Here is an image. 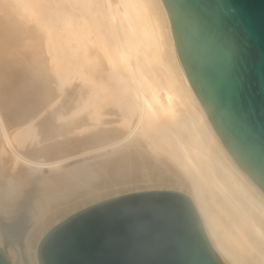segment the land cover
Masks as SVG:
<instances>
[{
    "label": "bare ground",
    "instance_id": "6f19581e",
    "mask_svg": "<svg viewBox=\"0 0 264 264\" xmlns=\"http://www.w3.org/2000/svg\"><path fill=\"white\" fill-rule=\"evenodd\" d=\"M161 177L186 187L224 264H264V193L192 92L162 1L0 0V218L32 194L30 264L82 186Z\"/></svg>",
    "mask_w": 264,
    "mask_h": 264
},
{
    "label": "water",
    "instance_id": "95a60500",
    "mask_svg": "<svg viewBox=\"0 0 264 264\" xmlns=\"http://www.w3.org/2000/svg\"><path fill=\"white\" fill-rule=\"evenodd\" d=\"M192 92L238 167L264 193V0H161ZM22 244V240H16ZM37 264H224L191 198L145 189L51 225ZM0 264H11L0 247Z\"/></svg>",
    "mask_w": 264,
    "mask_h": 264
},
{
    "label": "rangeland",
    "instance_id": "374dc122",
    "mask_svg": "<svg viewBox=\"0 0 264 264\" xmlns=\"http://www.w3.org/2000/svg\"><path fill=\"white\" fill-rule=\"evenodd\" d=\"M6 64L9 65L8 62ZM103 154H105V153L102 152L99 154H95V157L99 156V155H103ZM90 161H91V158H87V159H81L79 161H75L72 163L73 164H79V163H85V162H90ZM167 172H169V173H167ZM163 173H164L163 177L173 178V174H171L170 170H168V171L164 170ZM166 178L163 179L161 177V178H158V180L155 178H148L150 180H148L146 178V180H145V178H143V179H138V180H134V181L133 180H127V181H123V182L122 181L113 182L110 179H106L104 182L96 183V185H93L94 187H92L90 185H84V186H82L83 189L81 190V192H79L77 194V196L67 197L68 201L66 203L67 204L70 203V204L66 207V209L63 212L56 214V216H57V217L55 216L56 219L54 217L52 220H50L52 222L50 223V221H49L46 226H47V228L50 227L51 225H53L54 223H56L57 221H59L60 219L65 217L66 215H68L69 213H71V212H73V211H75V210H77V209H79V208H81V207H83L89 203H92L94 201L101 200V199H104V198H107L110 196H114L116 194H121V193H125L128 191H134V190L158 189V188L171 189V190L182 189V191L187 190L186 187H184L182 185L179 186L178 184H176L173 179L167 180ZM93 184H95V183H93ZM167 184L171 185V186H168ZM86 186H89V187H86ZM30 194H31L30 192H26L25 195L23 197H21L22 200L20 199V201H19L20 203H19V206L17 207V210L14 213V218L9 219V220H4V219L0 218V228H1V232H2V237L4 239H6L5 242L8 244V247H10L11 249H13L15 251V258H17V259H15V263H18L19 260L21 259L22 264H27L28 262H29L28 264H30V261L28 259L29 258L28 253H26L28 251L25 247V242L23 240L26 232L33 225V220L30 219V217H29V212L32 209V206L30 204L31 199H32V194L31 195ZM59 205H60V203H59ZM51 209H52V211H55L58 209V207L52 205ZM19 210H20V212H18ZM5 235H6V237H5ZM18 239L22 240V244H19L16 241ZM2 241H4V240H2ZM11 246H13V247H11ZM15 249H17V250H15ZM17 252H18V254H17Z\"/></svg>",
    "mask_w": 264,
    "mask_h": 264
}]
</instances>
